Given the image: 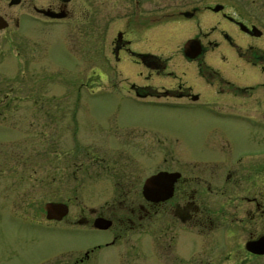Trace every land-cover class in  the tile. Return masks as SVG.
<instances>
[{"label": "flooded vegetation", "instance_id": "af4514ba", "mask_svg": "<svg viewBox=\"0 0 264 264\" xmlns=\"http://www.w3.org/2000/svg\"><path fill=\"white\" fill-rule=\"evenodd\" d=\"M256 10L264 19V0H0V22L6 23L0 48L15 57L11 66H52L39 50L59 37L66 50L82 53L85 64L90 53L102 57L142 101L174 99L213 106V115L263 121V45L238 37L264 36ZM170 23L187 30L174 53L176 62L154 51L157 31L163 33ZM26 25L30 30L21 31ZM189 41L201 46L195 57L186 53ZM36 114L27 109L15 114L29 124L19 140L22 147L6 157V167L13 160L15 166L40 164L45 133ZM136 132L116 134L109 145L83 146L87 161L81 184L98 192L50 200L66 203L69 211L47 220L86 239L62 249L64 259L57 264H139L144 247L158 264H248L256 256H263L264 264V148L254 167L239 166L241 159L220 166L164 153L147 172L145 159H156L155 146ZM52 142L57 153L58 141ZM70 153L74 160L76 151ZM160 172L179 175L160 186L167 198L160 199L156 188L147 197V178ZM100 218L110 225H98ZM260 240L263 253L249 249ZM219 244L227 245L228 254L219 256ZM108 250L113 251L104 261Z\"/></svg>", "mask_w": 264, "mask_h": 264}, {"label": "rangeland", "instance_id": "374dc122", "mask_svg": "<svg viewBox=\"0 0 264 264\" xmlns=\"http://www.w3.org/2000/svg\"><path fill=\"white\" fill-rule=\"evenodd\" d=\"M255 13H259L256 22L263 30V13ZM163 28V33H156L154 51L179 61L174 53L187 38V30L174 23ZM24 30H30L28 25L22 27ZM238 37L244 43L262 44L264 49V36L255 40L244 34ZM39 51L43 61L52 66H11L15 57H7V48H0V264H57L64 259L62 249L85 243V238L49 222L45 209L47 201L63 200L76 191L89 192L81 184L87 161L84 145L115 143L116 134L125 135L127 129L134 128L155 146L156 159H145L147 172L154 165L152 160L156 163L164 153L188 162L213 160L222 166L226 160L235 159L238 164L241 159L239 166L259 165L264 120L213 115L217 111L213 106H188L174 99L142 101L102 57L90 53L85 64L82 53L66 50L59 37ZM8 102L11 104L6 107ZM26 109L27 113H37L35 117L43 123V158L36 166H15L13 160L12 166L6 167L8 154L22 147L19 140L29 123L16 115ZM219 134L227 138L222 140ZM53 139L58 141L57 153L53 152ZM72 149L76 151L74 160ZM110 251L103 254L104 261ZM218 254H228L227 245H220ZM139 264L158 263L144 247ZM248 264H263V256L249 259Z\"/></svg>", "mask_w": 264, "mask_h": 264}, {"label": "water", "instance_id": "95a60500", "mask_svg": "<svg viewBox=\"0 0 264 264\" xmlns=\"http://www.w3.org/2000/svg\"><path fill=\"white\" fill-rule=\"evenodd\" d=\"M217 9L219 8L218 6L216 7ZM1 21V20H0ZM6 26L5 22H0V28H3ZM192 49V51L190 50ZM201 46L198 44L192 43V41H189L186 44V53L189 57H195L200 53ZM179 175V173H169V172H160L156 175H152L149 178H147L145 184H144V193L147 197L151 198V193H153L154 189L156 188V191L160 192L161 198L160 199H165L168 197L169 194L167 193H161L160 186L169 180L171 177H176ZM158 192V193H159ZM159 199V198H156ZM46 211H47V218L49 219H61L63 216H65L68 211L69 207L66 203L64 202H55V201H49L45 205ZM103 218H100L97 220L98 225H110V222H105L104 223ZM249 249L257 252V253H263V242L262 240L260 241H253L252 243L249 244Z\"/></svg>", "mask_w": 264, "mask_h": 264}]
</instances>
